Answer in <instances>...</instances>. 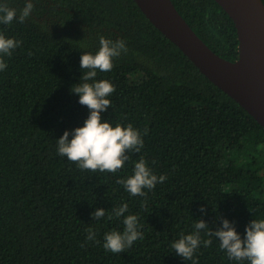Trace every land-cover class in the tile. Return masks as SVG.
<instances>
[{"label":"trees","instance_id":"16d2710c","mask_svg":"<svg viewBox=\"0 0 264 264\" xmlns=\"http://www.w3.org/2000/svg\"><path fill=\"white\" fill-rule=\"evenodd\" d=\"M171 1L214 53L238 58L234 23L214 0ZM31 2L24 23L0 25V34L22 42L0 71V264H192L171 244L201 219L212 231L227 219L243 239L246 226L264 218V128L133 0ZM0 3L19 15L26 0ZM100 36L122 39L128 49L111 71H98L97 81L115 87L102 121L130 123L144 140L116 174L81 170L57 155L56 140L89 115L71 88L83 75L81 55L95 54ZM140 158L166 179L134 197L117 180L132 175ZM125 203L143 239L120 254L105 251L104 235L125 227L124 217L108 214ZM97 209L107 212L99 221L92 219ZM89 228L95 241L86 240ZM205 239L212 244L201 243L197 264H248L229 260L202 230Z\"/></svg>","mask_w":264,"mask_h":264},{"label":"clouds","instance_id":"9594fccd","mask_svg":"<svg viewBox=\"0 0 264 264\" xmlns=\"http://www.w3.org/2000/svg\"><path fill=\"white\" fill-rule=\"evenodd\" d=\"M34 4L26 0L25 6L19 15L15 8L9 7L7 3H0V25H10L14 20L24 23L31 15ZM21 41L6 38L0 34V71L7 68L4 57H11L13 51L20 47ZM100 47L95 54H82L80 57V69L84 70L77 85H73L71 93L79 96V104L86 106L88 117L82 127H77L71 132L65 131L56 140L57 155L66 157L69 162L75 163L81 170L92 172H107L116 174L129 160V152L140 153L144 147L143 137L138 129L132 124L126 127L110 122L102 121L101 113L111 107L108 97L114 93L115 87L107 80H96L98 71L109 72L114 67L113 59L119 57L122 52H127L124 40L113 41L103 36L99 37ZM83 81V82H81ZM145 129L143 135H147ZM166 176H157L147 166L146 161L140 158L134 164L133 174L126 179H118L124 189L134 197H145L147 191L155 189L158 183H163ZM128 205L122 204L113 207L108 219L124 217V231H112L104 235L103 248L112 253H123L131 248L138 239H143L142 231L136 215H127ZM201 213L206 209L201 208ZM103 209H97L92 213V219L99 221L106 216ZM195 231L192 234H181L180 238L174 240L171 248L185 261L194 259L196 250L203 243L204 247L212 244L211 239L201 241V231L209 237H215L220 242L221 251L225 252L229 260L236 262L247 261L248 264H264V218L253 219L245 228L242 239L237 233L233 223L227 219L222 221V226L212 231L204 220H197L194 224ZM86 240L95 241L96 233L92 228L87 229ZM83 246V245H82Z\"/></svg>","mask_w":264,"mask_h":264},{"label":"water","instance_id":"95a60500","mask_svg":"<svg viewBox=\"0 0 264 264\" xmlns=\"http://www.w3.org/2000/svg\"><path fill=\"white\" fill-rule=\"evenodd\" d=\"M150 23L215 86L264 128V4L262 0H214L232 19L238 58L214 53L191 29L171 0H133Z\"/></svg>","mask_w":264,"mask_h":264}]
</instances>
